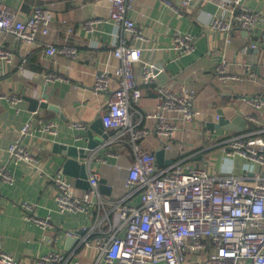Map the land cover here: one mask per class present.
Masks as SVG:
<instances>
[{
	"label": "crops",
	"instance_id": "1",
	"mask_svg": "<svg viewBox=\"0 0 264 264\" xmlns=\"http://www.w3.org/2000/svg\"><path fill=\"white\" fill-rule=\"evenodd\" d=\"M132 1L128 18L150 39L149 45L134 40L108 20L111 6L108 0H2L19 20L30 16L39 6L48 9L53 16L49 33L40 32L32 44L11 37L4 40V45L12 52V62L0 61V95L21 97L16 106L6 99L0 100V167L8 169L14 177L12 183L0 182V251L11 254L18 264H43L45 256L53 252L65 255L67 261L62 264H95L98 259L94 245L79 238L90 229L94 218L82 212L61 213L56 203L58 191L49 177L63 169L66 160L56 154L53 145L85 146V127L101 118L106 109L107 93L93 92L96 74L106 72L112 76L111 90L119 85L120 79L114 73L121 62L112 53L114 41L120 37L127 38L142 55L141 62L134 67L137 88L142 95L134 105L138 112L132 116L136 129L150 131L138 141L141 147L154 154L163 149V141L155 132V112L160 103L157 89L163 87L180 94L192 91L195 94L193 105L204 115L184 123L178 113L165 114L175 124L172 134L175 145L165 151V160H173L178 151L176 147L180 145L185 164L210 174H264V165L238 154H226L225 139L239 133L219 126L220 115L230 123L241 115L246 122L241 135H264V105L260 111L253 105L254 100L264 97V0H242L250 11L260 13L261 18L255 29L236 31L229 41L224 33L212 31L209 21L211 16L224 13L223 8L233 0H197L190 8H182L180 0H170L177 12L164 3L166 0ZM94 18L101 21L89 32L82 24ZM69 29L72 32H68ZM176 33L196 36L191 51L181 54L174 48ZM47 45L70 47L76 56L58 53L54 64L45 56ZM223 61L228 74L239 79L217 77L214 70ZM144 63L156 66L157 76L150 83H144L140 74ZM49 70L64 79L45 84ZM41 92H45L48 99L40 103H48L57 110L50 107L32 110L33 104L25 97L35 98ZM40 121L53 122L57 134L40 131ZM25 124H30L32 134L25 136L22 143L36 156L41 171L27 162L10 161L7 148L21 139L20 131ZM75 124L84 128H74ZM115 132L107 134V139L94 133L96 140L103 141L89 165L92 173L106 179L112 187L113 199L125 195L129 169L135 158L129 143L130 133H124L110 144L107 142ZM69 179L74 193L79 197L83 195L85 190L77 188L74 180ZM125 202L139 203L137 194L126 196ZM21 203L31 204L38 218L49 216L54 227L44 231L34 222L25 220ZM118 214L111 202L105 205L100 216L105 226L109 222L116 226ZM66 231L82 232L71 251L66 249Z\"/></svg>",
	"mask_w": 264,
	"mask_h": 264
},
{
	"label": "built area",
	"instance_id": "2",
	"mask_svg": "<svg viewBox=\"0 0 264 264\" xmlns=\"http://www.w3.org/2000/svg\"><path fill=\"white\" fill-rule=\"evenodd\" d=\"M111 3L108 20L120 29L147 45L150 39L143 35L134 20L128 18L132 0H108ZM197 0H180L182 8H190ZM174 12L178 9L170 0L164 1ZM220 16H211L209 26L212 31L227 35V41L236 31H251L258 26L260 13L250 11L242 0H233L225 6ZM229 13L228 15L225 13ZM53 16L42 7H35L32 14L19 20L14 11L0 0V61L11 63L12 52L4 45L8 37L18 42L32 44L41 32L47 35ZM100 19L86 21L82 26L89 32ZM68 32H72L69 29ZM174 48L181 54L193 49L196 36L191 33L174 35ZM255 48V45H251ZM45 56L56 63L55 55L62 53L75 58L76 52L67 46L47 45ZM113 56L121 62L115 71L120 82L117 88L110 89L112 76L99 72L93 85L96 94L107 93V106L101 115L106 134L116 131L111 140L115 142L124 133L131 135L130 147L135 158L130 166L126 181V193L116 197L103 195L99 189V176L88 174L89 189L80 197L74 193L72 182L63 169L49 178L56 186V203L61 213H84L94 218V223L86 234L79 237L76 232L66 231L67 236H78L83 242L93 244L97 251L95 264H264V174L261 176H234L210 174L185 164L178 151L170 165L160 168L154 153L147 152L139 140L149 135L148 130L136 129L132 116L142 95L137 88L134 67L142 60L139 49L120 37L114 41ZM225 61L215 68L217 77L225 80H237L229 75ZM140 74L144 83H150L157 76L156 66L144 63ZM64 77L49 70L45 74V84L63 80ZM160 103L155 112V132L163 141L162 148L169 151L173 144L172 134L175 124L166 117L167 112L180 115L184 123L200 118L204 113L194 107V92L178 93L157 89ZM8 100L18 105L21 97L0 95V100ZM258 111L264 105V97L253 101ZM40 131L56 135L53 122L40 121ZM30 124L22 128L20 138L7 148L10 161L27 162L37 171L39 161L23 145L25 136L32 134ZM74 128H84L80 124ZM264 134V132H263ZM224 151L228 155H240L253 162L264 165V135L248 137L235 134L225 139ZM13 175L8 169L0 167V182L12 183ZM137 194L138 202L133 205L125 202L126 196ZM114 203L118 210L117 225L109 222L104 225L100 216L107 203ZM23 218L34 222L40 228L50 230L54 227L51 218H38L34 207L21 203ZM93 237V238H92ZM67 261L65 255L53 252L46 255L43 264H62ZM0 264H18L11 254L0 251Z\"/></svg>",
	"mask_w": 264,
	"mask_h": 264
},
{
	"label": "water",
	"instance_id": "3",
	"mask_svg": "<svg viewBox=\"0 0 264 264\" xmlns=\"http://www.w3.org/2000/svg\"><path fill=\"white\" fill-rule=\"evenodd\" d=\"M246 32V31H244ZM42 99H48V95L45 92H41L37 94L35 98H30L28 96L25 97V100L33 104L32 110L35 111L38 107L47 108L50 107L52 109L57 110L56 107H53L51 105H48V103L40 101ZM220 121L219 126H222L228 130H232L235 132H238L241 134L242 129L245 125V120L243 116L239 115L237 116L232 123L228 122L223 118V115H220ZM87 130V142L85 146H77L75 144H58L55 143L53 145V149L56 152V154L63 155L66 160L63 164V172L68 177L72 178L74 180V185L77 188H82L84 190L89 189L90 185H88V174L90 171V164L91 162L96 158V153L99 150V147L102 145L103 140H96L94 137V133L98 134L101 139H107L108 135L105 134L102 125L101 118H98L97 121H95L90 127H85ZM156 156V162L157 165H159L160 168H163L164 166L170 165V160H165V150L161 149L158 150L155 153ZM82 160V161H81ZM194 166V165H192ZM98 186L103 195L111 196L112 194V187L107 184V180L104 178H100L98 181ZM82 233V232H81ZM79 232H76L75 234L80 236ZM78 236H67L66 237V249L68 251H71L72 248H74L78 242L79 238Z\"/></svg>",
	"mask_w": 264,
	"mask_h": 264
}]
</instances>
